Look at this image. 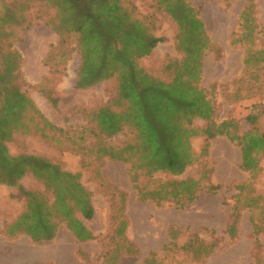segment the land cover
I'll list each match as a JSON object with an SVG mask.
<instances>
[{"label":"trees","instance_id":"16d2710c","mask_svg":"<svg viewBox=\"0 0 264 264\" xmlns=\"http://www.w3.org/2000/svg\"><path fill=\"white\" fill-rule=\"evenodd\" d=\"M38 1L54 10L47 24L59 40L43 60L48 75L36 86L37 91L53 107L57 106L59 100L51 86L60 82L74 52L79 56L75 89L85 90L105 81H112L115 89L105 106L84 112L85 126L67 130L53 126L21 88L25 83L20 75L22 59L7 42L10 32L5 29L15 21V16L8 10L0 16V186L14 188V198L24 201L21 214L3 226L5 238L26 236L34 243L50 242L63 225L79 243L94 239L84 225L92 220L94 209L91 193L81 184L80 174L64 171L44 157L27 153L10 155L7 144L17 132L30 131L31 135L80 156L82 169L92 173L97 186L104 192L110 188V197L118 203L112 217V241L116 242L106 247L102 264H118L122 257L137 252L125 236V194L108 185L100 174L105 161L124 165L138 202L157 206L172 203L183 208L197 199L200 190L216 193L220 189L219 185L208 182V174L203 176L204 186L201 179L191 177L181 180L154 177L155 174L181 176L197 162L192 138H203L199 156L203 158L211 140L225 137L240 150V169L252 179L258 177L260 160L264 158V132L257 128V115L251 113L246 116L251 128L242 135L238 134L234 120L221 123L213 120L214 107L199 86L203 57L212 45L198 10L188 0H155L158 10L177 26L175 47L182 54L180 60L166 64L164 79L147 73L139 65L163 39L153 35V22L138 13L130 0ZM245 1L234 43L244 47L243 65L248 81L258 88L264 83L258 73L264 72V46L258 37L255 2ZM195 120L205 122L204 127H195ZM123 133V141L108 143ZM27 176L39 184V189L26 190L20 185ZM243 189L237 187L238 194ZM260 198L263 199L253 198L245 208H257ZM236 208L226 228L230 238L237 232ZM252 226L253 235L257 236L261 230L253 223ZM169 235L168 251L179 249L197 257L196 240L179 248L175 244L177 233L169 231ZM143 264L160 263L150 254Z\"/></svg>","mask_w":264,"mask_h":264},{"label":"rangeland","instance_id":"374dc122","mask_svg":"<svg viewBox=\"0 0 264 264\" xmlns=\"http://www.w3.org/2000/svg\"><path fill=\"white\" fill-rule=\"evenodd\" d=\"M130 1L138 13L151 19L153 35L163 39L150 56L139 61V65L147 73L164 79L166 64L170 60L182 58L175 47L177 26L158 10L155 0ZM188 2L198 10L212 45V49L206 51L203 57L199 86L214 107L213 120L216 123L234 120L239 127L238 134L242 135L251 128L246 120V116L251 113L257 115V128L264 132V83L258 88L252 87L243 65L244 47L234 43L246 1ZM254 2L255 19L260 31L258 37L264 46V0ZM6 10L15 16L11 26L5 28L10 32L6 40L22 59L20 75L21 81L25 82L22 90L53 126L62 130L85 126L84 112L105 106L114 92L115 84L105 81L85 90L75 89L79 56L74 52L60 82L51 86L54 96L59 100L57 106L53 107L37 91L36 86L47 77L48 68L43 60L59 40L56 32L47 24L53 18L54 10L38 0H0V16ZM258 73L260 79H264V72ZM194 125L203 128L205 122L195 120ZM30 133L14 134L13 141L7 144L10 155L27 153L44 157L60 165L64 171L80 174L81 184L91 193L94 209L92 220L85 221L84 225L94 239L78 243L63 225L59 226L57 237L50 242L34 243L26 236L11 240L5 238L2 235L3 226L12 223L21 214L24 201L14 198V188L0 186V264H102L106 247L116 242L112 241V217L118 209V203L110 197V188L104 192L97 186L92 173L82 169L80 156L57 148L53 142L43 141ZM124 135L118 134L108 143L117 144L124 140ZM209 143L207 156L201 158L203 138L191 139L192 149L198 159L181 176H154L176 180L191 177L201 179L200 183L204 186L206 181L203 176L208 174V182L220 186L216 193L200 190L197 199L183 208L175 207L172 203L157 206L152 202H138L125 166L105 161L100 174L108 185L125 194V236L137 251L135 255L122 257L118 264H143L150 254L160 264H264V158L260 160V174L252 179L250 174L240 169L241 155L236 145L225 137H217ZM20 185L26 190L39 189V184L29 176L24 177ZM239 186L244 189L238 194ZM257 196L263 198L256 202L257 208H245ZM235 208L239 213L237 232L234 238H230L226 228L232 221ZM251 222L261 230L257 236L253 235ZM169 231L177 233L175 244L179 248L190 240H196L197 257L193 258L191 253L179 249L168 251L171 243Z\"/></svg>","mask_w":264,"mask_h":264},{"label":"crops","instance_id":"0c3cea01","mask_svg":"<svg viewBox=\"0 0 264 264\" xmlns=\"http://www.w3.org/2000/svg\"><path fill=\"white\" fill-rule=\"evenodd\" d=\"M69 233H70V232H69ZM57 235H58V232H57ZM57 235H56V237H57ZM71 236H72V235H71ZM56 237H55V238H56ZM75 241H76V240H75ZM76 242H78V241H76ZM78 243H79V242H78Z\"/></svg>","mask_w":264,"mask_h":264}]
</instances>
